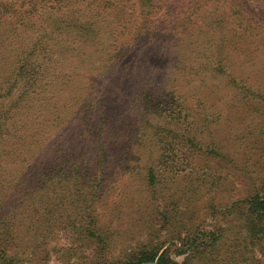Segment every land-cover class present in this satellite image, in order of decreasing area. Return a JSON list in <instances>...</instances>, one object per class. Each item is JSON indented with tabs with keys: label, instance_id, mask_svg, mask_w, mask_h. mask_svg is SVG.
<instances>
[{
	"label": "trees",
	"instance_id": "16d2710c",
	"mask_svg": "<svg viewBox=\"0 0 264 264\" xmlns=\"http://www.w3.org/2000/svg\"><path fill=\"white\" fill-rule=\"evenodd\" d=\"M210 1L0 0V264H264V176L206 225L199 186L237 154L193 116V73L159 61ZM222 2L239 38L263 33ZM227 50L211 69L236 83L253 52ZM113 166L140 186L116 192ZM124 196L143 224L116 255L114 216L102 217Z\"/></svg>",
	"mask_w": 264,
	"mask_h": 264
},
{
	"label": "rangeland",
	"instance_id": "374dc122",
	"mask_svg": "<svg viewBox=\"0 0 264 264\" xmlns=\"http://www.w3.org/2000/svg\"><path fill=\"white\" fill-rule=\"evenodd\" d=\"M236 1L238 10H243L264 26V2ZM225 10V3L222 0H211L199 8L192 16L191 34L186 31L170 39L168 46L159 55L163 69L168 70L176 66L178 68L180 65L183 70L193 73L192 82L188 85L193 116L207 131L206 136L215 135L237 154L235 164L225 162L213 164L221 172L222 179H216L214 184H208L209 186L198 185L200 188L198 214L202 212L208 215L215 214L206 217V225L209 224L210 227L215 226V217L223 211L222 209L231 205L233 200L255 191L261 184L260 178L264 176V31L259 34L256 32L252 35L254 37L239 38L238 33L233 30L238 26L237 21L234 17L227 19L224 15ZM189 41L190 44L187 43ZM229 42L232 45L248 46L253 52L239 56V60L247 61L248 67L241 69L235 67L233 76L241 82L237 81V84L227 75H214L211 69L217 57L225 55L226 52L222 54L219 51L223 48L227 50ZM210 57L212 58L209 60ZM232 60H235V55ZM253 84H260L263 88L258 90L251 86ZM248 88L259 91L261 96L253 101L246 100L252 97ZM211 113H215V120L219 118V121H213ZM236 146L239 148L236 150L238 153L235 151ZM252 146H255L254 150L245 151ZM201 161L199 158L198 162ZM119 168L113 166L110 170L111 182L117 187L116 192L124 186L123 190L130 189V185L134 190L140 186L139 180L130 177L129 174L123 175V168ZM126 200L127 197L124 196L121 205L105 210L102 217L106 224L110 222V217L114 216L112 230L114 233L118 232L114 247L116 255L126 246L138 241L141 236L138 225L143 224L142 213L137 208L135 210L127 208ZM133 212L139 219L138 224L132 219ZM226 213H229L228 210ZM170 243L172 244V241H168L166 246Z\"/></svg>",
	"mask_w": 264,
	"mask_h": 264
},
{
	"label": "water",
	"instance_id": "95a60500",
	"mask_svg": "<svg viewBox=\"0 0 264 264\" xmlns=\"http://www.w3.org/2000/svg\"><path fill=\"white\" fill-rule=\"evenodd\" d=\"M137 264H160L158 261H147L143 263H137Z\"/></svg>",
	"mask_w": 264,
	"mask_h": 264
}]
</instances>
